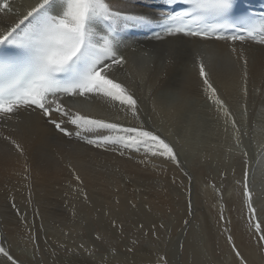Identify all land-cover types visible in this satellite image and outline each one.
<instances>
[{"label": "bare ground", "instance_id": "obj_1", "mask_svg": "<svg viewBox=\"0 0 264 264\" xmlns=\"http://www.w3.org/2000/svg\"><path fill=\"white\" fill-rule=\"evenodd\" d=\"M36 2L31 0L24 4L22 11L13 10L3 23L11 24L17 15L26 14ZM145 2L118 0L122 5L139 10H142L139 5ZM185 41V57L181 64H170L152 56V49L162 47L154 40L144 47H123L121 54L128 58V63L116 71L142 100L140 119L175 145L179 166L171 161L142 163V154L126 151L120 155L111 149L95 148L40 125L32 133L29 155L32 175L27 181L24 161L13 151L6 150L7 146L0 141V244L9 249L14 258L22 264H156L158 256L166 254L169 264H239L223 237L231 233L248 264H264L257 253V238L243 220L242 207L246 206L243 186H236L230 180L227 183L231 196L228 210L233 216L227 210L222 214L218 206L214 207L215 200L206 187L208 180L213 181L212 172H242L244 152L217 154L210 148L199 152L198 156H187L183 162L180 143L175 142L170 130L163 126V122L172 117L161 112L159 107L153 110L159 92L155 96L150 93L157 84L166 88L185 74L193 81L190 98H196L197 75L193 67L196 44L188 38ZM214 46L222 54L215 72L223 84V91L226 93L229 87L233 88V95L238 94L240 102L246 101L242 106L251 112V107L256 106L254 103L263 101L264 50L256 48L254 53H245L248 57V96L245 100L240 90V68L233 63L235 57L229 55L223 43ZM146 51L148 57L143 55ZM233 95L227 97L234 100ZM76 106L94 116L113 118L117 114L115 108L99 99L89 105L77 102ZM242 106L240 108L244 109ZM120 115L122 120L131 121L130 116ZM69 162L85 180L87 204L68 187L71 177L66 165ZM157 164L161 167H156ZM253 177L255 179V175ZM184 178L193 186L200 185L203 195L197 194L196 189L191 191L188 201L184 200L181 193ZM261 184L254 189L257 194L264 191V179ZM262 195L264 197V193ZM13 200L25 219H19L11 208ZM253 201L256 208L254 197ZM256 209L257 218L263 221L261 210ZM113 220L116 227L112 226ZM98 235L105 239L97 240ZM0 264L10 262L0 256Z\"/></svg>", "mask_w": 264, "mask_h": 264}, {"label": "snow or ice", "instance_id": "obj_2", "mask_svg": "<svg viewBox=\"0 0 264 264\" xmlns=\"http://www.w3.org/2000/svg\"><path fill=\"white\" fill-rule=\"evenodd\" d=\"M11 14V0H0V24H3L0 28V141L7 146L6 150L24 161L25 180H31L32 133L40 125L95 148L111 149L120 155L126 151L142 154V163L154 160L180 165L175 145L140 119L142 100L116 74L128 63V58L121 54L122 33L130 29H158L153 31L152 38L162 47L152 49L151 55L170 64L183 63L185 38L201 45L193 59L196 88L205 101L223 114L226 125L230 118L231 127L237 133L240 131L215 72L222 54L214 45L224 42L229 55L235 57L233 63L240 68V90L246 100L248 57L245 53H254L256 48L264 50V14L256 16L239 8L237 0H164V7L158 12L122 5L118 0H37L26 14L17 15L11 24L3 23ZM143 55L148 57L149 52ZM192 84L188 74L166 88L157 84L150 93L155 96L159 92L153 110L159 107L172 118L190 122ZM97 99L115 108L117 114L113 118L94 116L76 106L77 102L89 105ZM120 114L125 118L130 116L136 123L122 120ZM233 139L234 147L239 148L240 137L234 135ZM243 155L246 157L247 152ZM66 167L71 177L69 189L87 204L84 178L70 162ZM242 183L249 229L264 251V221L257 218L247 170ZM11 208L19 219H25L14 200ZM112 226L116 227L115 220ZM96 239L105 237L98 235ZM227 240L239 264H248L231 235ZM0 256L10 264H22L3 244H0ZM156 264H169L166 254L158 256Z\"/></svg>", "mask_w": 264, "mask_h": 264}, {"label": "rangeland", "instance_id": "obj_3", "mask_svg": "<svg viewBox=\"0 0 264 264\" xmlns=\"http://www.w3.org/2000/svg\"><path fill=\"white\" fill-rule=\"evenodd\" d=\"M30 1L31 0H11L13 10L22 11L24 8L23 5L29 3ZM196 89L197 88H195V91L198 92V90ZM232 90L233 88L230 87L227 89L226 93L228 96L230 94L233 95ZM197 92L194 93L196 95V98L191 99V108L193 113L191 121L186 122L183 120H177L175 118H171L169 120L164 121L163 126L166 127L168 131L170 130L169 133L172 134L175 142L180 143L178 144V146L181 147L179 148L181 149V159H183V162H184V158H186L187 156H192V155L198 156L199 152L209 151L210 148L214 149L213 152L217 154H230L231 152H235V151L248 152L246 158L244 159V161H242L244 162L242 172L231 171L228 174L222 171H215L214 173L212 172L211 177H213V181L212 179H210L212 182L208 180L207 183L208 185L206 184V187L210 189L212 199L215 200L214 207L218 206L221 210L220 213L222 214L225 213V210H227V212L228 211L231 212V210H228L229 205L231 204L230 202L231 196L230 193L228 192L230 188L229 186H227V183L230 180L235 182L236 186L241 185L240 187H242L243 174L244 171L247 170L248 178H249V188L252 189L254 200H256V204H257L256 208L260 209L261 210L260 213L264 216V203H263L264 197H262L264 191L262 190L258 194L256 193V191L254 192V189H256L258 185H263L261 184V182L263 183V179H264V106H263L264 91L262 93V97L260 96L261 98H263L262 103L261 104L254 103L256 106H252L251 107L252 111L250 112L249 110H247L246 114H245V107L242 106V104L245 103L246 101L240 102V100L242 99H239L240 96H238V94L233 95L234 100L230 99L231 97H228V102L232 106V111L234 112L235 118L238 122L237 126L240 129L238 133L235 132V130L231 127L230 118H229V123L226 125L225 117L223 116V114L217 112L215 108L211 106L210 102L205 101L202 93L199 92L197 93ZM194 94L193 97H195ZM197 94L201 96L198 97ZM241 106L244 107V109H241L240 108ZM253 111H255V113H253ZM226 127H227V131H225ZM234 135L240 137L239 148L234 147L235 144V141L233 139ZM230 146L232 147L231 151L228 150ZM182 164L185 165V163ZM254 175H255V179L253 177ZM185 177L188 178V176ZM209 183H211L212 185L211 184L209 185ZM181 185H182L181 193L183 194V198L184 200L186 199V201H188V196H190L189 194L193 190L195 191L197 189L196 191L197 194L203 195V189L200 185L195 184L196 186L195 185L193 186L191 185V182L185 178L184 181L182 180ZM242 210L244 213L243 220L245 221L249 229L250 217L247 206H243ZM233 215L234 214H232L231 216ZM229 235H231V233H229ZM228 236L223 235V237L226 239ZM230 249L232 251V247ZM257 253L259 254L260 258L264 260V251L258 248Z\"/></svg>", "mask_w": 264, "mask_h": 264}]
</instances>
